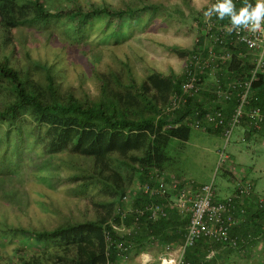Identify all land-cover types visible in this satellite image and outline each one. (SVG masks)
I'll return each mask as SVG.
<instances>
[{
	"label": "trees",
	"instance_id": "1",
	"mask_svg": "<svg viewBox=\"0 0 264 264\" xmlns=\"http://www.w3.org/2000/svg\"><path fill=\"white\" fill-rule=\"evenodd\" d=\"M144 7L63 0L54 10L45 0H0V128L6 149L0 154V264L115 262L121 252L117 208L124 196L136 183L141 187L151 170L164 174L170 168L172 141L192 138L186 118L203 109L199 96L185 110L163 113L172 94L182 91L184 76L152 71L138 78L115 48H105L108 55L90 48L78 52L81 44L73 42L87 37L95 20L104 22L102 34L120 42ZM148 7L156 10L154 3ZM30 35L37 38L35 46ZM40 43L48 51L44 56ZM80 55L98 94L62 80H70L64 73ZM249 66L237 57L231 65L236 74ZM78 78L82 82L83 74ZM250 102L264 111V73ZM24 148L33 162L20 169ZM62 168L70 170L64 196L53 188ZM46 173L50 184L39 177ZM250 217L257 222L244 232L251 231L254 240L256 232L264 244V208Z\"/></svg>",
	"mask_w": 264,
	"mask_h": 264
},
{
	"label": "built area",
	"instance_id": "2",
	"mask_svg": "<svg viewBox=\"0 0 264 264\" xmlns=\"http://www.w3.org/2000/svg\"><path fill=\"white\" fill-rule=\"evenodd\" d=\"M202 32L195 48L186 54L184 82L182 91L174 92L164 114H174L185 110L189 101L200 95L202 90H212L216 104H203L196 109L186 122L202 131L222 130L223 145L219 147V165L231 161L228 147L235 130L244 120L256 133H264V111L258 105H251L250 97L259 75L264 73V0H209L202 10ZM249 61V68L235 73L231 65L235 58ZM213 86H208L210 79ZM231 101L230 115L226 112ZM148 180L140 189L149 198H166L170 194L177 196L180 210L190 212L184 241L177 248V256L169 252L172 246H166L167 256L160 264H191L187 252L199 242L207 240L209 244H219L237 251L241 256L250 253L252 232H238V227L251 221L252 212L264 208V195L255 197L254 184L243 176L234 177V192L219 197L214 182L197 183L194 179L177 174H161L157 170L148 173ZM128 196H124V202ZM250 210L252 212H250ZM123 220L129 213L135 216L137 225L143 216L151 222H158L168 216L163 203L147 202L142 208L133 210L126 204L117 208ZM264 226V225H263ZM130 234V233H129ZM109 240L111 236L107 233ZM127 242L119 239L120 251L127 249ZM217 255L211 246L208 258Z\"/></svg>",
	"mask_w": 264,
	"mask_h": 264
},
{
	"label": "rangeland",
	"instance_id": "3",
	"mask_svg": "<svg viewBox=\"0 0 264 264\" xmlns=\"http://www.w3.org/2000/svg\"><path fill=\"white\" fill-rule=\"evenodd\" d=\"M200 1L204 2V0H107L108 3L120 8L124 5H128L131 8H141L146 5V8L144 7L143 11L141 13L139 12L140 15L136 23L132 21L126 25L128 34H126L127 30L123 29L127 36L120 42L109 39V37H107L108 35L105 36V34H102V29L104 28V22L102 20L94 21L87 37L79 42L78 40L73 42L81 44L77 49L78 52L90 48L96 53L100 51L102 54L106 53V55H108L105 48L108 46L115 48L125 67L131 68H129L128 71L135 72L138 78L145 77L152 71L164 75L175 74L177 76H184L186 55L184 56L183 54H187L195 48L196 41L202 32L201 17L205 5L200 11L199 9L194 12L192 11V8ZM150 2L154 3L156 10H152L150 7L147 8ZM45 5L46 7L56 10L58 6L63 5V0H45ZM60 14L64 16V11H61ZM113 23L117 24V19L113 21ZM58 28L60 27L58 26ZM31 31H33V29H27L26 33ZM58 36L62 37V33L59 32ZM34 38L35 37L32 35L27 38L31 46H35L33 40L37 38ZM82 44L86 47L84 48ZM95 45L98 47H95ZM41 46L44 45L40 43V47L37 50L44 56L48 51L44 50L45 48ZM74 59L76 62L78 61L79 64L75 63L71 71L64 73L70 76V80L67 77H65L66 79H62L64 84H75V86L87 89L83 91L98 94L97 82L85 61H81V55ZM72 60L73 59L70 61ZM118 67L121 66L118 65ZM75 74H77L78 77L79 74H83V81L80 82V79L76 77ZM209 83L208 86H213L215 79H210ZM203 91L208 92V96H202L201 92L199 97L208 101V105L210 106H213V102L216 104V97L211 96V94L214 96L213 91L208 89ZM203 102L205 105L206 102ZM193 130L203 133L208 132L196 128H193ZM2 132L3 129L0 128V143L3 142V146L0 147V154L6 150L2 139ZM22 146L24 147L25 143ZM12 147L13 146H10L11 150L13 149ZM245 147L247 146L245 145ZM27 148L22 150V152L25 153L23 154V163L20 169H24L27 164L33 162V157L28 155L29 152ZM10 149L7 154L9 157H13ZM169 152L171 157L169 165L174 169L185 171L187 174L186 177H190L198 182L202 181L203 183L214 182L215 185L224 184L223 173L228 174V164L225 166L219 165L220 157L219 154L216 153L218 151L212 150L210 146H195L186 144V141L175 139L169 147ZM237 159L245 163L246 166H250L251 169H254V166L260 167L262 170L261 174L260 172L257 174L258 182L260 184L264 183V147H253L249 153L237 156ZM38 168H41V166ZM20 171L24 173L26 170ZM27 172L30 171L28 170ZM69 173V169L62 168L63 177L59 180L58 184L53 186L58 195L64 196V192L67 188L65 175ZM39 177L41 181L47 184L51 183V177L47 173L39 175ZM137 179L138 178H136V180ZM259 259L263 260L261 264H264V255L259 257Z\"/></svg>",
	"mask_w": 264,
	"mask_h": 264
},
{
	"label": "crops",
	"instance_id": "4",
	"mask_svg": "<svg viewBox=\"0 0 264 264\" xmlns=\"http://www.w3.org/2000/svg\"><path fill=\"white\" fill-rule=\"evenodd\" d=\"M206 3H208V0L198 2L196 6L192 8V11L194 12L197 9L200 11ZM183 55L185 56V54ZM202 96H208V92L206 93L202 90ZM211 96L215 97V95L213 96L212 94ZM200 99L202 102L205 101L206 104H208V101L202 98ZM231 110L230 105L228 107L226 106L227 114L230 115ZM233 137L234 139L232 138V142L228 148L231 156V161L227 166L228 174L223 173V185H216L219 197L223 198L234 192V177L237 175L243 176L245 179L253 182L255 189L254 197L264 195V183L260 184L257 176L259 172L261 174L262 169L257 166H254V169H251L250 166H246L245 163H242L237 159V156L249 153L253 147H264V133L251 131L248 127L247 120H244L235 130ZM223 142L222 130L221 132L210 130L207 133L193 130L192 138L189 141H186V144L205 147L210 146L212 150L218 151V148L223 145ZM245 145L247 147H245ZM164 172L166 175L177 174L187 176L185 171L174 169L172 166L167 168ZM147 180L148 178L146 177L145 181ZM197 183L203 182L197 181ZM126 195L128 196V200L122 205L126 204L128 208L130 207L133 210L139 209L147 202L153 201L163 203L167 208L168 216L161 218L158 222H151L146 216H143L137 225H135V216L133 213H129L125 220L120 216L121 224L117 226L116 229L120 234L119 239L126 240L128 244L127 249L121 251L118 259L111 264H160L161 259L164 256H167L166 246L168 244L172 246V250L169 252L170 255L176 257L177 248L184 241L185 232L190 218L189 210L184 213L180 210L181 206L176 195L170 194L166 198H149L141 192V189L137 184H135ZM255 200V198L252 199L253 203ZM250 212L252 211L250 210ZM250 221L251 222L248 226H240L236 231L244 232V230H250V228H252V226L254 227L257 222L252 218ZM255 235L257 238L255 240L252 239L251 250L246 258L231 248L219 244L211 245L207 240H203L188 250L187 259L190 263L193 262V264H197L200 260L202 261V264L208 262L209 264H261L263 260H260L259 257L264 255V244L256 232ZM211 246L217 250V255L213 258H208V250Z\"/></svg>",
	"mask_w": 264,
	"mask_h": 264
}]
</instances>
